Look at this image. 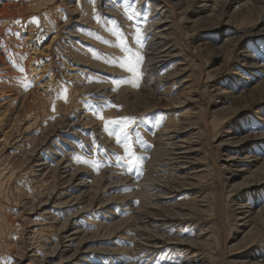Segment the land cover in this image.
Here are the masks:
<instances>
[{
  "label": "rangeland",
  "instance_id": "1",
  "mask_svg": "<svg viewBox=\"0 0 264 264\" xmlns=\"http://www.w3.org/2000/svg\"><path fill=\"white\" fill-rule=\"evenodd\" d=\"M84 2L87 0H0V11L7 4L8 15H0V51L9 54L0 60V88L7 89L0 92V224L5 230L0 233V264L76 263L68 257L78 241L63 255L46 256L58 243L57 237L65 236L57 230L59 225L90 201L91 211L106 203L104 211L93 217L106 220V227L113 226L95 235L98 226L85 223L93 241L87 248H130L126 230L117 228L115 222L132 218L126 200L135 189L131 191L132 187L119 181L128 180L126 184L131 186H135L132 179L149 183L158 164L164 169L159 161L165 157L166 147L193 137L186 131L166 142L170 146L159 141L168 123L173 125L185 112L187 124L182 116L176 128L188 125L202 134L192 138L195 151L181 163L173 160L165 175L171 178L170 171L179 166L196 186L192 191L183 190L170 206L158 208L190 206L193 217L175 226L181 223L190 240L199 237L202 244L198 249L216 264L261 262L264 214L248 223L251 217H245L249 213L241 215L236 209L242 200L247 204L251 198L255 203L264 196V183L256 186L264 177V0H251L248 5L247 0H184L175 6L167 40L172 49L161 55L158 72L151 70L150 60H158V55H147L156 31L153 24L160 20L152 17L156 0H88L98 10L87 16L79 6ZM164 2L175 5L177 1ZM105 28H113L120 38L118 46L116 37L109 36L111 30ZM108 57H115L114 63L106 61ZM129 66H135V72H129ZM63 84L71 85L72 102L59 101V107L52 108ZM123 118L136 121L132 149L139 167L133 172L122 162L127 157L124 143H117L122 125L113 123ZM67 164L72 168L64 180L59 174L67 171ZM52 166L61 169L53 174ZM77 170L82 172L71 176ZM194 175L201 177L192 180ZM86 178V183L93 181L92 190L104 191L101 199H91L89 194L91 198H85L76 209L56 213L58 226L48 228L54 214L44 216L40 206L47 200L51 201L48 205L54 204L52 198L63 192L66 183L70 191L61 201L80 194L78 183ZM244 180L248 183L237 185ZM184 195L188 198L182 200ZM197 205L207 207L201 212ZM263 205L264 198L254 204V212ZM107 207L115 214L110 215ZM44 227L47 230L41 231ZM96 237L101 240H94ZM91 255L80 264H96L100 254ZM142 256H130L121 264H154L153 255L150 259ZM110 260L97 264H114Z\"/></svg>",
  "mask_w": 264,
  "mask_h": 264
},
{
  "label": "bare ground",
  "instance_id": "2",
  "mask_svg": "<svg viewBox=\"0 0 264 264\" xmlns=\"http://www.w3.org/2000/svg\"><path fill=\"white\" fill-rule=\"evenodd\" d=\"M156 1H157V5L154 6L155 15H153L152 17L155 19L157 17H160V20H157L156 23L153 24L155 26L154 27L155 29L154 28L153 29L156 31H154V33H153V37H152V38H154L153 44H152V47L149 48L150 50H148V51H150V52L147 55L148 56L158 55V57L156 59H158L159 61L155 60L153 58H150V60L152 62L151 63V65H152L151 70L152 71H154V70L157 71L160 69L159 66L163 62V60H160V58L162 57L161 55H163L164 53H170V51L172 49V46H170L168 44L167 40L170 39L168 37V35L170 34L171 29H172V27L170 26L171 25L170 22H172L171 17L173 16V11H174L173 8L175 6L181 5L184 2V0H176L177 1L176 4L172 5L171 3L164 2L165 0H156ZM227 1L230 2L231 0H227ZM236 1H239V0H236ZM250 1L251 0H247V2H245V4L248 5ZM154 2H155V0H154ZM79 6H81L82 9L84 10L83 11L84 16H87L90 13L96 14L97 10H98L97 8L94 7V4L92 2L88 3V0H87V2H84L83 4L79 3ZM243 9H241V11ZM52 12H54V11L52 10ZM6 14H7V4H4L3 7L1 8L0 15L5 16ZM54 15H56V14H54ZM147 15H148V11H147ZM6 16H8V15H6ZM90 17H92V16L90 15ZM5 21H4V23H5ZM52 22H53V25H51V26H53L52 28H54L55 27V24H54L55 19L54 18L52 19ZM168 22H169V24H167ZM94 23H95V21H94ZM103 30L108 31V32H109V30H111L109 32V36L110 37H112V36L116 37V39H115L116 40V46H118L120 44V38L118 36L114 35V33L112 31L113 28L112 29H106L105 28ZM151 31H152V28H151ZM99 37H101V36L99 35ZM107 45L108 44L105 43L104 47H106ZM10 51H11V49H10ZM7 53L8 52H6V51H0V60L5 59L7 56ZM165 55H167V54H165ZM8 56H9V54H8ZM106 61H108L109 63H111V61H112V63H114L113 61H115V57H113V60L110 57H108V58H106ZM260 68H262V67H260ZM173 74H175V72H173ZM0 81H1V79H0ZM6 91H7L6 88H0L1 93H4ZM71 93H72L71 85H65V84L61 85L60 93L58 94V96L56 97L54 102L52 103V108L53 107H59V105L61 104V103H59V101H62L65 105L70 104L72 102V99H73ZM14 103L15 102L10 103V106L11 105L13 106ZM178 103H181V102H178ZM187 115H188V112H185L184 115H182L183 117L186 118V120L184 121L186 123H184V124H187V119H189ZM20 116L21 115H18L17 118L19 119ZM174 116H177V115H174ZM182 116L178 115V117L175 118V123L173 125H169V123H168V126L165 127V129L161 133V135L159 137V141L165 145L170 146L171 144H168L169 142H173L175 139L180 137V134L185 133L186 131L188 133H190V135H192L193 137H191L190 139H184L181 141V143H172L173 144L172 147H166L165 157L159 161V163L162 162L161 165H162V167L164 166V169H162V168L160 169L159 164H158L157 165L158 168L154 169L156 172L152 173V176H151L152 179L150 180L149 183L141 184V183H137L138 181H135V179H132V181H134L135 186H131V185H128V183L126 184V182H128V180L124 181V182L119 181L120 184L122 183L129 188L132 187L131 191H132V189L133 190L135 189V191H133L131 194H129L127 196V200H126L127 202H129V204L127 206H130L133 210L132 211L133 212L132 218H129V219L125 220L124 222H120V223L115 222V224L117 225V228H122V230H126L128 236H129V240H130L129 245L131 244V247L130 248H127V247L111 248V246H110V247H107V251H110V252H107L106 248L105 249L103 248L104 250L93 249L91 247L87 248L88 242H90V241L93 242V241L91 240L92 236L90 238L88 237L89 234H87L88 231L86 232V230H85V227H86L85 223H87L89 226H91V224H93L94 226H98L97 228H99V230H98V233L95 231L96 232L95 235L100 234L105 228H109V227L111 228L113 225H109L106 227L105 226L106 220L100 222V221H98L99 219L96 220L97 218L93 217V215L97 214L99 211H104V209L106 208V203H100L99 207L97 209H95V210L93 209V211H91L90 209L92 207V203L90 200L93 199V197H95L97 200H100L101 194H103L104 191L100 190L98 187L95 188V190H92L93 188H91V186L94 187L93 181L86 183V181H87V178H86L85 180L82 181V183H78L79 187L82 186L80 188H77V190H78V192H80V194L71 196L69 200L61 201V199L64 198L63 194L64 193L68 194L69 193L68 191H70V187H69V185H66L67 184L66 183L65 184L66 186L64 185L62 187L63 192H60L58 195H55L52 198L53 199L52 203H54V204L48 205V203H51V201L46 199L47 201H45L44 204L40 206V210L42 211L41 213L44 216L47 215V216L52 217L54 214V217L51 219V221H52L51 223H53V224L50 223V225L47 226L48 228L52 229V228H55L58 226L59 221L56 220L57 219V217H55V216H57L56 213L61 214L62 212H65L67 209L73 210L72 209L73 207H74V209H76L77 208L76 206L80 203H83L84 202L83 200L85 198L89 197V194L92 193V196H91L92 198L89 197L91 199L89 200L90 202L86 207H83L82 209L75 211L74 213H72V215H70L69 218L67 217L68 219L66 221L62 222V226L59 225L60 229H57V230L60 231V234L64 233L65 236H62V237L60 236L59 238L57 237L58 243H56L55 248L52 251H51V248L49 249V252H48L49 255H47L46 257L56 256L54 254V252H57V255H59V254L63 255L68 250H70L71 248H74L73 247L74 242L78 241V246L76 247L74 253L68 257L71 259L73 258L72 260L77 261L76 263H73V264H80V263H82L83 260L85 261L86 259L92 258L91 254L96 253V252L100 254V256H98L97 260L95 261L96 264H97V262H104V260L106 261L108 259L113 260L112 262L114 264H117V263L121 264V263H124L125 261H127L130 258V256H132L133 258L135 257L136 259L137 258L143 259L142 254H145L147 257H149V259H150V256L153 255V257H154L153 263L154 264H216L215 261H213L211 258H209L210 257L209 255H207V256L204 255L198 249L199 245L202 244L201 240L197 239L199 237H196L195 240H193V239L190 240L187 238V235H185V233L183 231L184 230L183 225H181V223L178 226H175L176 222L188 220V219H191L193 217V215H194L193 213H195V212L192 211L190 206L186 205L184 207H177L176 209L175 208H170V209L158 208L161 205L170 206V204L174 201V199L178 195H180L183 190L192 191L194 189L193 186H196L195 182L188 180L189 179L188 176L186 175L184 170L181 169V167H179V166L177 167V171H170V173L172 174L171 178L169 176L165 175V173H168V170H169L167 167L172 165L173 160H175V159L180 160V163H181L183 158H186L188 155H190L191 153H193L195 151V143L193 142L192 138H194V136L199 137L202 134L198 128L192 127V126L188 127V125L187 126L184 125L182 129L176 128V122L179 118H183ZM88 125H89V123H88ZM171 128H173V130H171ZM169 133H173V135L170 136ZM5 141H6L5 145L7 146L8 145L7 139ZM166 142H168V143H166ZM165 160L167 161V163H164ZM58 165H59V163H58ZM30 168L33 169V167H30ZM64 168L67 171L65 173H62L60 171L61 174H59V175L61 177H65L64 178V180H65L70 175L69 171H71L72 165L67 164ZM58 169H61V168H58L56 166H52L51 171H53L52 172L53 174H56V173H58ZM51 171H49V172H51ZM80 171L81 170H77L76 173L75 174L72 173L71 176H73V175L76 176ZM53 174H52V176H53ZM65 175H68V176H65ZM111 176H114V175H108V177H111ZM148 176H150V175H148ZM200 177H201L200 175H194L191 179L197 180V178H200ZM45 180H46V178H45ZM101 180H102V178L98 179L97 182L101 181ZM174 181H176V182H174ZM97 182H95V183H97ZM172 182H173V186L170 185V184H172ZM38 183H40V181ZM244 183H248V181L244 180V182H239L237 185H244ZM263 183H264V177L262 180H260V182L256 183V186L262 185ZM45 184H47V183H45ZM45 184H43V185H45ZM52 186H53L52 188L55 190L57 188V183L54 181ZM171 188H174L176 190L173 193L167 192V190H171ZM204 196H206V193L204 194ZM261 196H263V195H259L258 198H260ZM26 198H29V197L26 196ZM185 198H188V196L184 195V197L181 199L184 200ZM263 198H264V196L259 201L255 202V203H252V201H251L252 199L248 198V200H247V201H249L247 203L248 205L244 203L245 200H242V202L240 204H237V206H239V207L236 210H239L241 215H246L247 213H249V215H246V217H245V219H247L248 216L251 217L248 220V223L251 222L252 220H255V219L257 220V217L259 215L264 214V205L257 212H254L255 207H256V206H254V204H258L261 200H263ZM125 199H126V197H124L121 202H123ZM153 201L157 202V203H154ZM97 202L98 201H96L95 204H97ZM203 202H206V201H203ZM26 203L28 204L29 202H26ZM138 203H139V206L134 208V206L138 205ZM144 203H147V205H145V207L143 206ZM108 204L109 203H107V205ZM23 205H24V210H25V204H23ZM34 206L35 205H33L32 207H34ZM206 207H207V205H199L197 210L203 212V211H205ZM248 207L251 209L249 211H246ZM147 209H149V210H147ZM30 210H31V208H30ZM89 210L91 212H88ZM107 210L109 211L108 213L110 215L115 214L111 211L110 207H107ZM152 210H154V211H152ZM100 217H101V215H100ZM108 218L113 219V218H111V216ZM68 225H69V227H68ZM244 225L246 226L247 224H244ZM256 225H257V222H254L253 227L255 228ZM163 226H165L164 229H162ZM80 228H83V231ZM9 229H10V227H9ZM45 229L46 228L44 227L43 229L41 228L40 230L43 231ZM4 232H5L4 227H2V225L0 224V233L4 234ZM201 234L202 233L198 234V236ZM226 237H228V236H226ZM94 240H101V237H99V238L96 237V238H94ZM42 247H43V245H42ZM133 250H135V252L132 253V255H131V251H133ZM260 252L264 253V249L263 250L260 249ZM34 253H36V251H34ZM84 253H86L88 255V257H86L87 255L84 256L83 255ZM263 253H261V255L264 257ZM133 254H135V255H133ZM105 255H106V257H105ZM33 256L36 257V255H33ZM34 257H32V258H34ZM123 259H125V260H123ZM149 261H148V263H149ZM29 264H32V263L30 262ZM253 264H264V259L261 262H257V263H253Z\"/></svg>",
  "mask_w": 264,
  "mask_h": 264
},
{
  "label": "snow or ice",
  "instance_id": "3",
  "mask_svg": "<svg viewBox=\"0 0 264 264\" xmlns=\"http://www.w3.org/2000/svg\"><path fill=\"white\" fill-rule=\"evenodd\" d=\"M132 22L135 23L134 20ZM138 40H139V37H138ZM141 60H142V57H140L136 63H140ZM127 70L129 72H135L136 69H135V66H129ZM99 118L104 119L103 115H99ZM113 123L122 125L119 128V132L117 133V143H124L125 152L127 153V157L124 158L122 162L126 166L129 172H133L139 167V161L136 158L135 153L132 149V130L134 126L136 125V121L134 118H123L122 120L114 121ZM117 163H121L120 158H118Z\"/></svg>",
  "mask_w": 264,
  "mask_h": 264
}]
</instances>
